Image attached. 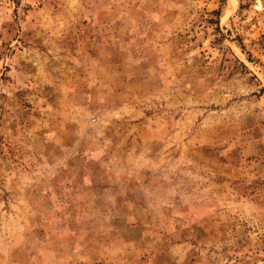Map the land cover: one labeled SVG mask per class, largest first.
Listing matches in <instances>:
<instances>
[{"label":"rangeland","instance_id":"rangeland-1","mask_svg":"<svg viewBox=\"0 0 264 264\" xmlns=\"http://www.w3.org/2000/svg\"><path fill=\"white\" fill-rule=\"evenodd\" d=\"M0 264H264V0H0Z\"/></svg>","mask_w":264,"mask_h":264},{"label":"trees","instance_id":"trees-1","mask_svg":"<svg viewBox=\"0 0 264 264\" xmlns=\"http://www.w3.org/2000/svg\"><path fill=\"white\" fill-rule=\"evenodd\" d=\"M216 12L220 13V10H218V11H216Z\"/></svg>","mask_w":264,"mask_h":264}]
</instances>
